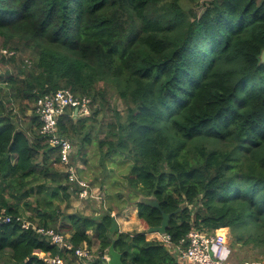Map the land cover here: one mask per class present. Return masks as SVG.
<instances>
[{"label":"trees","instance_id":"obj_1","mask_svg":"<svg viewBox=\"0 0 264 264\" xmlns=\"http://www.w3.org/2000/svg\"><path fill=\"white\" fill-rule=\"evenodd\" d=\"M184 1L0 0V47L15 51L0 66L18 63L0 72V217L11 218L0 222V264H44L35 251L74 260L18 217L68 234L74 247L96 240V263L113 240L124 264L186 262L145 231H120L112 207L61 211L67 174L35 114L39 95L59 88L98 103L87 116H61L59 130L85 131L105 157L128 158L146 227L164 212L174 244L193 228L228 227L236 257L264 245V0H207L192 17ZM107 86L125 108L102 125Z\"/></svg>","mask_w":264,"mask_h":264},{"label":"built area","instance_id":"obj_2","mask_svg":"<svg viewBox=\"0 0 264 264\" xmlns=\"http://www.w3.org/2000/svg\"><path fill=\"white\" fill-rule=\"evenodd\" d=\"M14 53L15 51L0 47V56ZM91 106L92 100L89 96L73 93L68 88H59L54 92L39 95L35 106V114L40 122L39 132L45 137L49 146L58 152L60 167L67 174L68 190L85 200L99 199L100 189L94 188L95 186H92L85 177L79 174L78 165L73 161L74 146L68 136L60 132L59 119L69 111L74 116H87L91 113ZM17 219L22 220L23 228L33 229L36 233L46 237L50 244L73 251L74 260L70 264L106 263L108 258L106 253L101 256L102 262L96 263L97 252L86 244L74 247L68 240L66 233L36 225L20 217ZM10 220L11 218L7 215L0 217V222H9ZM227 228L220 227L210 232L193 228L177 244H174L166 233H156L157 235L153 238L174 249L180 259L189 264H264V260L234 262L232 249L227 238L229 234ZM34 254L41 258L44 264H66L62 257L52 255L50 252L35 251Z\"/></svg>","mask_w":264,"mask_h":264},{"label":"rangeland","instance_id":"obj_3","mask_svg":"<svg viewBox=\"0 0 264 264\" xmlns=\"http://www.w3.org/2000/svg\"><path fill=\"white\" fill-rule=\"evenodd\" d=\"M206 1L207 0H197L195 2H189L185 0L184 3L187 5L186 9L192 17L195 14L198 15L201 13L203 4ZM22 55L23 53L18 51L17 56ZM17 66L18 63L2 62L0 66L1 75H4L7 71H14ZM105 97L104 110L98 118V124L102 125H106V123L112 120L115 111L122 114L125 108V104L122 100L117 98L113 88L107 86ZM18 103L19 101H16L11 104L14 112H18ZM31 105H34V103ZM97 106L98 103L94 102L91 111ZM28 113H30V111ZM22 119L27 120V117L24 116ZM84 132L77 134L76 137L73 138L68 137L74 146L75 154L73 161L78 165V169L81 170V176L85 177L90 183H93V185H95L94 188L100 189L101 194H98L100 198L85 200L79 198L74 192H70V198L68 200L56 202L60 205L63 213L80 212L82 214L98 215L107 208L112 207L114 208L115 213L113 212V214L120 231H129L130 229L131 231L129 232L137 231L141 228L142 222H140L137 216V210L135 212L136 205L134 195L136 190L129 185L126 178L129 169L128 158L120 154L113 155V159L105 157L104 148L100 150L94 142L82 141L83 136H85ZM90 136L93 140L96 139L95 132H91ZM99 137H103L102 132H100ZM80 153H83V158ZM27 214H29V212H26L25 216ZM24 218L26 219V217ZM147 236H149V234H147L146 237ZM227 238L229 241V234ZM94 242L91 248L97 252V241L95 240ZM238 249L237 257L234 254L232 256L234 262H240L242 258L244 260H264V245L254 249L245 247Z\"/></svg>","mask_w":264,"mask_h":264},{"label":"water","instance_id":"obj_4","mask_svg":"<svg viewBox=\"0 0 264 264\" xmlns=\"http://www.w3.org/2000/svg\"><path fill=\"white\" fill-rule=\"evenodd\" d=\"M260 61H264V49L262 50V52L260 54ZM137 201L143 202L146 205L151 206L153 208L160 209L159 200L153 195L145 196V195L139 194ZM161 213H162L161 223L157 226H148L145 230L146 234H151V233L164 234V233H166V229H167V226L169 223V218H170L171 214L170 213H164V212H161ZM106 254L108 256V258L106 260V264H124V262L122 260V253L119 252L115 248L114 240L107 247V253Z\"/></svg>","mask_w":264,"mask_h":264},{"label":"crops","instance_id":"obj_5","mask_svg":"<svg viewBox=\"0 0 264 264\" xmlns=\"http://www.w3.org/2000/svg\"><path fill=\"white\" fill-rule=\"evenodd\" d=\"M135 212H136V209H135ZM141 222V221H140ZM125 230V229H124ZM146 230V226L144 224L141 223V228H139L137 231H145ZM131 231V229L129 230ZM155 234L156 233H151L149 234V236H152V237H149L147 236V238H153V236L155 237ZM147 235V234H146ZM185 264H189L188 262H185Z\"/></svg>","mask_w":264,"mask_h":264}]
</instances>
